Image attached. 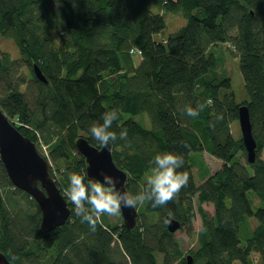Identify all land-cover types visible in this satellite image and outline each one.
I'll use <instances>...</instances> for the list:
<instances>
[{
    "label": "trees",
    "instance_id": "trees-1",
    "mask_svg": "<svg viewBox=\"0 0 264 264\" xmlns=\"http://www.w3.org/2000/svg\"><path fill=\"white\" fill-rule=\"evenodd\" d=\"M168 13L187 23L156 39ZM0 34L14 39L21 54L15 60L0 51V108L24 136L46 146L51 175L71 209L65 225L43 232L40 206L14 186L0 158V251L11 262L158 264L159 253L163 264H189L172 253L167 217L190 227L199 213L192 264H256L255 252L264 264V0H0ZM223 43L232 45L249 95L243 104L258 144L253 163L232 133L243 104L219 69L216 51ZM188 104L204 108L189 117L181 111ZM113 108L119 118L111 130H128L111 141L115 163L128 174V192L146 190L142 179L158 151L183 155L180 171L189 180L165 205L138 204L133 230L113 227L103 214L92 231L68 198V178L86 172L77 139L100 148L87 128ZM139 115H148L150 128L134 118ZM204 151L223 166L198 185L191 155ZM249 192L260 201L256 210ZM204 203L213 204V214ZM253 216L259 225L244 233Z\"/></svg>",
    "mask_w": 264,
    "mask_h": 264
},
{
    "label": "water",
    "instance_id": "water-1",
    "mask_svg": "<svg viewBox=\"0 0 264 264\" xmlns=\"http://www.w3.org/2000/svg\"><path fill=\"white\" fill-rule=\"evenodd\" d=\"M35 75L47 83L42 70L35 65ZM239 124L242 140L246 148L248 161L253 163L257 158V141L253 135L249 108L239 107ZM76 147L86 161V173L89 178L103 179L101 173H107L118 178L117 188L127 190L128 174L119 168L114 161L112 144H104L98 148L91 145L87 138L81 136L76 141ZM0 158L7 174L17 189L28 193L40 206L42 212L41 230L53 232L66 224L71 216V209L65 195L60 190L51 175L50 163L37 149V144L24 136L9 120L0 108ZM124 226L133 230L137 226L138 210L121 207ZM168 230L173 233L181 227V223L168 216ZM189 264L192 258L188 257ZM0 264H14L0 251Z\"/></svg>",
    "mask_w": 264,
    "mask_h": 264
},
{
    "label": "clouds",
    "instance_id": "clouds-1",
    "mask_svg": "<svg viewBox=\"0 0 264 264\" xmlns=\"http://www.w3.org/2000/svg\"><path fill=\"white\" fill-rule=\"evenodd\" d=\"M203 108V104L196 107L188 104L181 111L189 117H197ZM118 118V109L106 110L100 121L92 123L87 132L105 146L116 141L118 136L120 139L126 138L127 128H122L119 134L111 130ZM216 119H223V115L218 114ZM148 163L150 174L147 176L146 190L137 193L118 189V178L107 173H101L103 179L88 178L86 172L70 173L67 195L76 215L89 225L90 230L95 231L103 214L118 215L122 206L135 208L145 201H149L153 207L165 205L188 183V172L180 171L184 165L183 155L167 150L158 151Z\"/></svg>",
    "mask_w": 264,
    "mask_h": 264
},
{
    "label": "rangeland",
    "instance_id": "rangeland-1",
    "mask_svg": "<svg viewBox=\"0 0 264 264\" xmlns=\"http://www.w3.org/2000/svg\"><path fill=\"white\" fill-rule=\"evenodd\" d=\"M152 9L155 11V7H152ZM165 19H166V28L156 37V39L168 37L169 34L176 32L180 27L184 26L187 23V20L180 14L177 15V14L168 13L165 15ZM0 51L9 53L11 57L15 60L21 59L20 49L16 41L12 38L3 37L1 36V34H0ZM233 53H234V49L232 45H230L229 43H223L219 45L216 51L217 56L220 57L219 69L221 71H226L227 75L231 79L232 90L236 96L237 102L243 104L246 100L249 99V95L245 89L244 78L240 70L239 59ZM134 60L135 63L137 64L140 61V57L135 56ZM23 73L29 75V71L27 69L23 70ZM126 116H130V115H126ZM134 118L137 121L143 122L148 128H150L151 123L148 115H139V116H135ZM232 133L235 139L237 140L242 139V133H241L239 121L234 122L232 124ZM37 149L40 152V154H42L44 157L47 158L50 165H52L49 160V155L46 146H44L41 142H39L37 143ZM241 155L243 157V162H246V157L243 154ZM260 159L264 161V148L260 154ZM218 160L219 159L213 157L212 162L207 163V161H205L204 159H199L200 165H197L198 167L195 170L196 175L194 174L195 180L198 185L200 184V179H202L201 177L202 175H206L218 167L217 166ZM219 161L221 163V167H220L221 169L223 166V162L221 160ZM192 162L194 164V167L196 166V164H198V161H196V159L194 158H192ZM149 174L150 172H147L143 176L142 179L143 183H147V176ZM249 198L252 201L253 210H256L260 206L259 199L257 198L254 192H249ZM193 203L197 209L199 206L197 196L193 198ZM140 207L137 208L138 214H140ZM202 208L208 211L209 213L212 214L214 213V206L212 203H204L202 205ZM105 215L107 220L113 225V227L124 225L121 211L119 212L118 215H108V214ZM138 219L139 218H137V222ZM258 225H259L258 219L255 216L251 217L249 220L250 228H246V227L243 228L244 233L253 230ZM201 228H202V218L201 215L197 213V218L194 221L193 225H191L190 227L188 225L186 226L181 225V227L177 231L172 233V239H171L172 240L171 245L173 247L172 253L176 256V259L179 258V261H181V259L188 260L189 256L193 258V252L199 249L200 247L197 234L201 230ZM167 229H168V223H167ZM253 259L256 264L261 263L259 253L255 252L253 254ZM119 263L130 264V260L128 259L127 261L125 260L119 261ZM177 263L178 261L176 260L175 264ZM158 264H163V255L159 253H158Z\"/></svg>",
    "mask_w": 264,
    "mask_h": 264
},
{
    "label": "crops",
    "instance_id": "crops-1",
    "mask_svg": "<svg viewBox=\"0 0 264 264\" xmlns=\"http://www.w3.org/2000/svg\"><path fill=\"white\" fill-rule=\"evenodd\" d=\"M191 158H194V159H196V161H198V164H196V166L195 167H193V170H194V174L196 175V172H195V170L197 169V165H200V163H199V159H204L205 161H207V163L208 162H212V158H213V156L209 153V152H207V151H204L203 153H201V154H199V153H194V154H192L191 155ZM217 168L216 169H214L213 171H211V173H214L215 171H218V169H220V167H221V163H220V161L218 160L217 161ZM200 182H201V180H200Z\"/></svg>",
    "mask_w": 264,
    "mask_h": 264
},
{
    "label": "built area",
    "instance_id": "built-area-1",
    "mask_svg": "<svg viewBox=\"0 0 264 264\" xmlns=\"http://www.w3.org/2000/svg\"><path fill=\"white\" fill-rule=\"evenodd\" d=\"M136 51H137V50H136ZM132 52H133V51H132ZM137 52H138L139 54H141L140 51H137Z\"/></svg>",
    "mask_w": 264,
    "mask_h": 264
}]
</instances>
